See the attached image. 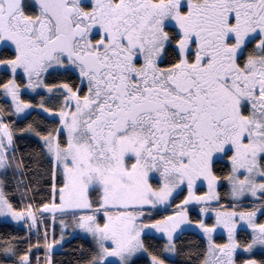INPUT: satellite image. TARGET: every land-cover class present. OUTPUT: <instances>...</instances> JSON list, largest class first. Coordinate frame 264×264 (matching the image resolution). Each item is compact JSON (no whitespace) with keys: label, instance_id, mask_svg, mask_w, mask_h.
<instances>
[{"label":"snow or ice","instance_id":"1","mask_svg":"<svg viewBox=\"0 0 264 264\" xmlns=\"http://www.w3.org/2000/svg\"><path fill=\"white\" fill-rule=\"evenodd\" d=\"M0 264H264V0H0Z\"/></svg>","mask_w":264,"mask_h":264}]
</instances>
